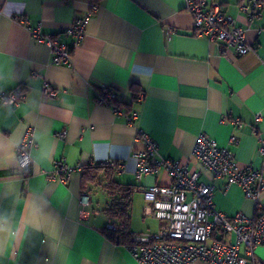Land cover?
I'll return each mask as SVG.
<instances>
[{"label": "crops", "instance_id": "0c3cea01", "mask_svg": "<svg viewBox=\"0 0 264 264\" xmlns=\"http://www.w3.org/2000/svg\"><path fill=\"white\" fill-rule=\"evenodd\" d=\"M216 1L244 28L252 51L223 56L208 38L195 36L183 0H0V264H139L105 234L110 217L89 209L81 217L78 200L84 192L81 168L115 160L123 168L111 167L113 179L134 186L132 235L155 232L164 223L152 215L141 188L169 184L170 177L161 171L136 179L133 155L145 148L137 130L157 143L160 156L187 163L212 183L218 210L229 217L254 215V202L237 184L226 188L224 177L212 176L191 155L203 132L228 148L239 167L261 166L264 6L248 22L239 10L247 0ZM90 12L80 44L72 47L63 29ZM17 18L65 43L71 65L54 63L49 47ZM45 83L57 88L55 98L42 95ZM132 85L140 90L136 99ZM107 88L122 112L98 102ZM18 91L24 95L17 104L1 101V94ZM27 131L34 145L31 175L23 179L16 146ZM61 160L73 167L66 182L48 178ZM259 197L264 210V192ZM212 239L234 237L216 230ZM257 252L264 258V248Z\"/></svg>", "mask_w": 264, "mask_h": 264}, {"label": "built area", "instance_id": "2783aa9c", "mask_svg": "<svg viewBox=\"0 0 264 264\" xmlns=\"http://www.w3.org/2000/svg\"><path fill=\"white\" fill-rule=\"evenodd\" d=\"M183 3L184 10L192 19L193 34L208 38L221 50L223 56H227L229 50L235 55H243L253 50L245 41L244 28L236 25L235 19L226 14L218 1L183 0ZM262 6L264 0H247L239 5V10L250 22L259 14ZM95 9L96 5H93L91 12ZM91 12L75 18L63 29L65 36L72 37V47L80 44ZM17 19L30 30L38 42L49 47L54 63L71 65V49L65 43L56 36H42L25 19ZM57 92V88L48 83L41 90L43 96L51 99L55 98ZM23 95V92L3 93L1 101L5 104H17ZM115 99V93L109 88L97 96L98 102L110 106L115 113H120L123 108ZM135 117V112L128 115L130 120ZM256 118L259 119L260 114H256ZM232 121L240 125L238 120ZM58 136L64 137L65 131H60ZM136 136L145 145L144 150L136 151L133 155L136 160V179L139 181L144 176L157 175L162 171L170 177V183H152L141 188L144 199L151 204L152 215L164 223L155 232L130 237L124 246L133 258L139 264H193L198 261L208 264H264V258L257 252L258 248H264V210L259 203V196L264 192V138H259L257 148L261 166L248 164L241 168L228 148L219 146L203 132L196 136L191 155L198 164L212 176L224 177L226 188L237 184L244 195L255 204L254 215L237 213L229 217L215 207L212 183L200 180L199 172L190 169L187 163L160 156L157 143L145 132L137 130ZM230 141L236 143L237 139L231 137ZM33 145L30 131H27L25 138L16 146L20 176L23 179L31 175L30 150ZM101 164L112 167L115 172L123 168L115 160H105ZM72 170L73 167L64 161H57L48 178L66 182ZM78 200L79 215L85 217L88 214L90 195L81 192ZM106 227L115 229L111 218ZM216 230L224 235L232 234L234 240L208 241Z\"/></svg>", "mask_w": 264, "mask_h": 264}, {"label": "trees", "instance_id": "16d2710c", "mask_svg": "<svg viewBox=\"0 0 264 264\" xmlns=\"http://www.w3.org/2000/svg\"><path fill=\"white\" fill-rule=\"evenodd\" d=\"M131 88L133 99L138 98L140 91L138 87L132 85ZM81 184L82 190L89 195L91 192L89 189L90 185L99 184L107 191L110 201L102 211L112 219L115 229L105 227V234L120 244L128 243L132 236V233L129 231V221L131 192L134 186L132 184H123L113 179L112 168L101 163L86 165L81 168Z\"/></svg>", "mask_w": 264, "mask_h": 264}, {"label": "rangeland", "instance_id": "374dc122", "mask_svg": "<svg viewBox=\"0 0 264 264\" xmlns=\"http://www.w3.org/2000/svg\"><path fill=\"white\" fill-rule=\"evenodd\" d=\"M91 203L88 209L94 214L102 215V208L109 203L110 198L107 191L101 185H90ZM259 254V253H258Z\"/></svg>", "mask_w": 264, "mask_h": 264}]
</instances>
